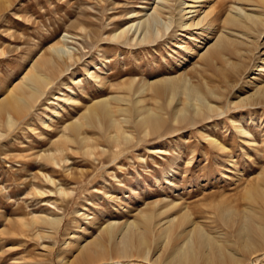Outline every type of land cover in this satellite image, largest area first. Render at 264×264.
<instances>
[{
	"label": "rangeland",
	"instance_id": "374dc122",
	"mask_svg": "<svg viewBox=\"0 0 264 264\" xmlns=\"http://www.w3.org/2000/svg\"><path fill=\"white\" fill-rule=\"evenodd\" d=\"M155 1L0 0V97L49 45L62 44L64 34L71 36L68 44L80 58L55 77L49 94L27 117L10 128L0 125V264H61L108 222L142 220L146 213L165 209L170 210L166 216L186 210L208 233L233 240L222 210L243 213L255 204L246 194L256 187L262 194L256 193L255 206L264 208V100L254 98L264 85V36L255 56L250 54L252 70L241 74L234 65L242 58H232L224 73L214 74L203 70L199 57L201 44H212L224 29L222 20L236 0L198 1L200 13L211 12L209 32L172 26L149 44L114 39L116 31L137 19L130 18L133 12L141 15ZM182 1L169 0L163 18L178 17ZM244 1L235 4L257 8L254 1ZM179 74L202 91L216 89L218 96L208 98L215 109L175 122L170 110L182 105L185 96L168 108L148 90L138 96L144 100L139 107L165 108V126L159 131L125 124L123 133H105L86 126L83 132L90 139L84 146L60 140L66 124L91 102L122 94L125 80L138 87ZM71 95L74 102H65ZM246 98L252 99L241 101ZM49 117L46 126L41 124ZM112 134L120 137L119 143ZM42 215H62V225L51 231ZM136 256L106 264H159L152 255ZM250 264H264V255Z\"/></svg>",
	"mask_w": 264,
	"mask_h": 264
},
{
	"label": "bare ground",
	"instance_id": "6f19581e",
	"mask_svg": "<svg viewBox=\"0 0 264 264\" xmlns=\"http://www.w3.org/2000/svg\"><path fill=\"white\" fill-rule=\"evenodd\" d=\"M198 1L183 0L179 2L178 17L169 16L167 21L163 18V13L169 5V0H156L153 7H143L145 13L138 15L133 12L130 18L137 19H131L129 24L116 31L113 37L115 40L123 42L130 40L149 44L155 42L160 36L162 37L163 32L172 26L191 32L198 30L209 32L213 28L212 20L209 21L211 12L200 13L197 6ZM250 1H254L256 9H245L240 6L241 4L239 5V2L235 4L236 0L222 20L224 29L218 30L214 35L213 43L209 45L203 42L201 44L203 52L199 53V57L203 63V70L206 72L224 73L222 68L228 66L234 57L242 58L241 62L238 61L239 64L234 65V69L241 68L237 73H248L252 70H248L251 67V63L248 62L250 54L252 56L258 52L264 36V0ZM255 10L260 13L254 12ZM159 23L163 27L159 28ZM70 37L68 34H64L61 37L62 44L49 45L40 56L34 59L31 69L23 75L22 79L10 87L11 89L3 97H0L1 126L5 124L10 128L19 119L27 117L30 111H33L49 94L55 84V77L68 71L74 63L79 61V56L68 44ZM257 66H261V63ZM262 66H264V58ZM229 67L231 66L229 65ZM261 68L259 67L258 71H262ZM134 84V80H125L121 85L122 94L103 96L87 105L80 117L66 124L65 133L62 135L64 137L60 140L66 139L72 143L86 144L90 139L83 132L86 126L99 128L105 133H110L112 130L123 133L125 124H133L139 129L149 128L155 132L159 131L165 126L164 117L166 116L163 117L161 114L165 108L161 107L159 111H155L145 105L139 107L144 103V100L139 99L138 96L148 90L161 97L168 108L173 106V102L179 95L185 96L182 105H177L170 110V116L175 122L190 121L215 109L208 98L211 100V97L218 96L216 89L207 86V90L202 91L198 85L192 84L186 75L180 74L143 82L138 87ZM74 94L72 93V95ZM72 95L65 102H74ZM132 96L137 99L134 100ZM55 98L58 99V97ZM254 98L261 102L264 100V85L258 87ZM251 99L249 98V100ZM245 100L248 98L241 101ZM54 113L57 114V111ZM49 120L51 117L40 122L46 126ZM0 136H3L2 131H0ZM110 136L113 141L114 139L118 141L120 138L117 134ZM216 142L218 141L216 140ZM87 148L90 150L89 147ZM50 154L52 155V153ZM262 175H264V171ZM256 193H261L257 191V187L247 190V194H245L249 201L259 205V202L256 201ZM255 204L245 208L243 213L222 210L221 218L233 230V234H231L233 240H230L225 234L213 236L208 233L200 223L192 221L186 210L181 214L166 216L170 210L165 209L146 213L142 216V220H131L124 224L115 221L108 222L98 236L87 240L76 248L77 254L74 255V258L61 262V264H106L135 255L146 259L152 255L153 257L150 259L153 258L159 264H243L247 259V264H250L255 261L256 257L264 255V216L262 215L264 208L257 207ZM39 218L42 224L51 231L58 230L63 222L62 215H42ZM69 244L70 242L67 245ZM155 248L156 250H153Z\"/></svg>",
	"mask_w": 264,
	"mask_h": 264
}]
</instances>
